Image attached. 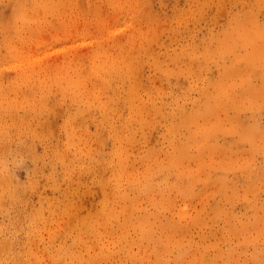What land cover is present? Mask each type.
Segmentation results:
<instances>
[{"label":"rangeland","instance_id":"374dc122","mask_svg":"<svg viewBox=\"0 0 264 264\" xmlns=\"http://www.w3.org/2000/svg\"><path fill=\"white\" fill-rule=\"evenodd\" d=\"M0 264H264V0H0Z\"/></svg>","mask_w":264,"mask_h":264}]
</instances>
